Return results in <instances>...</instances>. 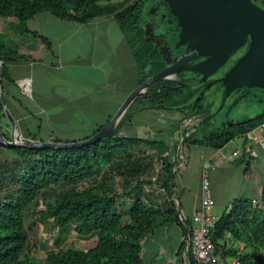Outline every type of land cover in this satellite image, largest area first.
I'll list each match as a JSON object with an SVG mask.
<instances>
[{
	"label": "trees",
	"instance_id": "obj_1",
	"mask_svg": "<svg viewBox=\"0 0 264 264\" xmlns=\"http://www.w3.org/2000/svg\"><path fill=\"white\" fill-rule=\"evenodd\" d=\"M161 5H165L164 0H122L110 4L96 0H0V16L12 18L13 28L36 36L49 47L46 37L28 29V19L49 12L64 20L85 23L97 16L113 14L135 58L139 84L165 66L159 49L145 36L142 26L145 14ZM4 43L0 40V61L28 58ZM0 73V89L6 98L9 94L6 84L16 83L3 63ZM170 83L165 79L152 83L130 103L113 130L95 142L72 147L10 148L14 156L0 161V264H140L144 239L165 222H174L181 230L183 241L178 253L184 254L186 248L185 264H197L188 241L192 222L185 217L186 225L179 216L181 204L175 192L174 159L194 145L221 148L233 138L245 136L264 123V108L245 120L215 125L213 117L207 115L210 105L201 103L194 112L189 111L184 102L193 91L172 90L167 86ZM242 86L250 89L249 94L256 91L263 100L264 85ZM136 101L160 109L175 108L189 118L200 115L201 122L195 126L193 121L191 125L195 128L182 132L184 135L188 131L183 144L177 140L172 150L154 160L142 148L166 145V136L155 134L159 138H151L121 133L132 121L137 110L132 104ZM112 115L109 113L82 139L100 130ZM5 118L0 99V131L9 139L8 132L3 130ZM39 128V124L32 131L28 128L23 135L40 140ZM133 148H140L139 154ZM245 165L248 167V163ZM151 186L161 189V200L156 203L150 201L152 192L146 189ZM52 188L58 190L51 192ZM46 192L53 196L40 201V217L50 220L59 236L54 242L57 249L47 254L46 262H41L27 252V213ZM70 226L79 237L95 235L96 244L87 249L61 247ZM211 239L217 260L227 263L235 258L237 264H264V183L257 198L238 196L222 210Z\"/></svg>",
	"mask_w": 264,
	"mask_h": 264
},
{
	"label": "crops",
	"instance_id": "obj_2",
	"mask_svg": "<svg viewBox=\"0 0 264 264\" xmlns=\"http://www.w3.org/2000/svg\"><path fill=\"white\" fill-rule=\"evenodd\" d=\"M96 1L110 4L122 0ZM27 27L30 31L46 37L50 46L48 47L45 42L36 36L23 33L14 28L16 35L11 36L9 40L7 37L4 40V44L17 49L20 54L28 55V58L1 61L5 65L11 79L16 83V85L6 84L9 92L6 95V101L22 134H25L24 132L28 128L31 131L34 130L39 124L40 128L37 137L40 140H44L42 136L45 131L43 123L44 125L46 123L49 124L52 118L66 119L65 113H62V111L55 115L44 114L42 116L40 108H48L49 103L51 105L71 103V107L68 108L71 113L67 115L72 119L80 118L85 120L91 116L97 117L98 120V116H101L104 120L109 113L113 114L116 111L126 95L138 85L135 58L113 14L97 16L85 23H76L71 20L58 18L49 12H41L28 19ZM75 36H78V38L74 39ZM86 69H88L86 73L81 72V70ZM47 71H53L57 74V78L50 84L51 93L53 95H61L63 99L59 97L50 98L51 100L43 98L42 105H38L31 82L34 79V74L46 75ZM94 71H97L96 74L100 77V80L95 83L90 82L94 78ZM68 73H71L70 76H73V78H70ZM26 78L29 79L32 89L29 95L24 94L20 88V83ZM85 80H88L89 87L96 89L94 91L98 95L105 96V91L97 90L98 87H111L106 91L111 94L106 98V106L101 108V106L93 105L92 107L89 104H96L97 102L87 100L82 103L86 105L82 106L83 112L80 113L78 107L81 102L76 99H68L67 95H70V90H67V88L77 87L78 83H82ZM53 87L60 89L54 91L52 90ZM10 94L15 96L13 97ZM101 98L104 104L106 100L104 97ZM21 100L25 104L21 103ZM113 101H116L115 106L112 105ZM132 105L137 109L133 113L130 123L133 127L139 124L147 130L153 127L156 122L162 121L163 125L161 123V127L156 125V130L159 135L166 136L165 146L167 151L172 150L175 142L182 139V132L188 125L193 121H195L194 125H198L201 120L200 116H195L194 114L188 120L187 118L182 119L180 116L182 112L178 109H160L143 101H136ZM100 108L105 112L99 111ZM234 109L232 110V115H234ZM235 110L238 111L239 108ZM217 122L219 125V119ZM4 123L3 130H9V121L7 122L5 119ZM99 123L101 122H95L94 125L90 126L91 129ZM126 127H123L122 130ZM254 133L259 137H264V128L256 129ZM49 137H51L50 139L56 138H52V134ZM237 137L241 138L239 145L233 144L228 147L226 144L221 148L215 149L203 145H194L195 147L192 148L191 153L189 147L183 156L179 157L178 155V157H175L174 161H177L174 176L176 183L175 192L180 196V212L184 217L188 215L191 220L193 212L198 207L200 169L204 161H209L215 165V168L210 171V192L215 203L213 207L214 214L219 216L222 212H220L219 207L226 208L238 196H248L252 199L259 196L264 183V147L250 142L245 136ZM247 146L254 150L256 154L250 155L247 151H244L243 148ZM3 148L8 149L0 145V153L4 152ZM233 149L240 150V155L233 157L231 155ZM13 156L14 153L6 159H10ZM246 163H248V167H246ZM146 189L152 192L150 201L161 200L159 196L161 189L155 186L146 187ZM220 197L222 206L219 205ZM175 200L178 201L177 199ZM216 204H218V208H216ZM68 238L63 243L71 240ZM77 239L84 242L81 244L82 247L88 246V248L97 242L95 235ZM182 241L181 230L174 222L159 224L155 228L154 233L143 241L142 261L140 264H185L184 255L186 254V248L184 249V254L178 253ZM62 244L61 247L63 248L68 247ZM54 248L57 249L56 247Z\"/></svg>",
	"mask_w": 264,
	"mask_h": 264
},
{
	"label": "water",
	"instance_id": "obj_3",
	"mask_svg": "<svg viewBox=\"0 0 264 264\" xmlns=\"http://www.w3.org/2000/svg\"><path fill=\"white\" fill-rule=\"evenodd\" d=\"M164 2L181 27L179 33L181 38L192 36L199 31L202 32L201 39L190 53L181 55L178 60L171 64H168L166 59L167 64L162 69L139 83L126 95L100 130L90 137L78 141H41L22 135L0 89L3 110L10 123L9 139L0 131V145L8 148L72 147L95 142L113 130L127 107L140 93L144 92L154 82L161 79L170 80V76L180 70L179 65L182 62H187L204 54L207 55L206 59L197 62L195 65L183 68L200 72L204 78L221 66L227 57L240 47L247 38H249L247 50L221 78L223 92L219 107L238 86L264 85V8L257 5L253 0H164ZM186 135L188 134L185 133L181 139L182 144ZM178 211L180 218L186 224L185 217L180 212V205H178ZM188 233H190L189 229Z\"/></svg>",
	"mask_w": 264,
	"mask_h": 264
},
{
	"label": "rangeland",
	"instance_id": "obj_4",
	"mask_svg": "<svg viewBox=\"0 0 264 264\" xmlns=\"http://www.w3.org/2000/svg\"><path fill=\"white\" fill-rule=\"evenodd\" d=\"M10 20H13V19L9 18V17L0 16V40L1 41H2V39L3 40L7 39V37L9 40L11 36L16 35L14 33L16 30L10 24ZM155 20L158 21L159 17H156ZM6 22H8V23H6ZM76 38H78V36L74 37V39H76ZM87 70L88 69L81 70V72L86 73ZM96 73H97V71H94V74H93L94 78H92V80H90V82L95 83V82L100 80L99 75ZM55 75H56V77H55ZM70 75H71V73L68 76H70ZM56 78H57V74L53 71H47L46 75L34 74V79L31 82V84H32V89L34 90V96L38 100L37 101L38 105L39 104L42 105V99L43 98H49V100L57 98V97L62 98L61 95H53L51 93L50 84L52 82H54V79H56ZM70 78H73V76H70ZM88 84H89L88 80H85V81H82V83H78L77 87L67 88V90H70L69 91L70 95H67L68 99H73V100L76 99L77 101L81 102L80 106L78 107L80 113L83 112L82 106L86 105V104H82L83 102H85L87 100L96 101L97 102L96 104H89V106L93 107V105H96V106H101V108H102L103 106H106L105 103L107 102L106 98L108 97V95H111V94L106 92V91H108L109 88H111L109 86L108 87L102 86V87L97 88V90H101L102 92H103V90L105 91V93H104L105 96H102V95H98L94 91L96 89L89 87ZM59 89L60 88H54L53 87L52 90L57 91ZM101 97H104L106 100L104 102V104H103ZM20 102L24 103V101H22V100ZM243 102L247 103L246 108H242ZM70 105H71V103H68V104L63 103V104H56V105H51L49 103L48 108H45V109L40 108V112H41L42 116L44 114H51V115L54 114L55 115L56 113H60V111H62V113H65V116H66V119L52 118L50 120L49 124L46 123L44 125V123H43V129L45 131H44L42 136H43L44 140L50 139L51 137H49V136H51V134L53 135L52 138L56 137L62 141H72V140H78V139L80 140L85 135H87L89 133V131L91 130L90 126L94 125L95 122H103V119L101 116H98V118H99L98 120H97V117H91V116H90V118H87L85 120H82L80 118L72 119L70 116L67 115V114L71 113L68 110V108L71 107ZM112 105L115 106L116 101H113ZM27 106H28V104H27ZM238 107H239L238 111L233 108L234 109V115H232V118H234V120H239V121L245 120V119H247L253 115H256L262 111V109L264 108V98L262 100L261 97L258 96L257 94H249L248 97L245 98V101H242L238 105ZM101 108L99 109V111L105 112ZM75 111H77V110H75ZM92 111L94 112V110H92ZM183 113L185 114V112H183ZM184 114L181 113L180 116L182 117V119L187 118V120H188L189 117H185ZM218 115L219 114H217V116H214V119L212 120V122L214 124L218 123L217 122L218 118H219ZM5 119L8 122V119L7 118H5ZM160 123L163 125L162 121H159V122H156V124H154L153 127H150L147 130H145V127L143 128L139 124L134 125L135 127L128 124L127 127L124 128L121 133L127 134V135H140V136L145 135V136H148L151 138H157V137L159 138V136H155V134L158 135L157 130H156V128H157L156 125L158 127H161ZM167 123H169V122L167 121ZM190 125H188V127ZM4 126H5V123H4L3 127ZM8 128L10 130V127H8ZM260 129L261 128H258L257 130H260ZM9 130L7 129L8 135H9ZM240 140H241L240 137H235L227 143V146L231 147L233 144L239 145ZM193 147H195V146L190 147V153L192 152ZM3 149H4V152L0 153V161L5 160L7 157H9L13 153L10 148H8V149L3 148ZM139 149L140 148H133L134 153L139 154V151H140ZM142 149L151 153V155L154 156L153 157L154 160H157V158L159 156L164 155L168 152L165 145H162L161 147L160 146L159 147L153 146V147H148V148L143 147ZM156 163H157V161H156ZM55 190L57 191L58 189L52 188L51 192H53ZM56 193H58V192H54V194H56ZM52 196L53 195H51L49 192L42 194L39 197V199L36 200V202L30 206V208H29L30 210H28V213H27L28 214L27 215V217H28L27 218V225H28V231H29V242H28V246H27V252H28V254L35 256L36 258L40 259L41 262H46L47 254L51 250H56L54 248V247H56L54 242H55V239L59 236L58 230L53 226L52 222L46 218L44 219L43 217H40V212H39L40 201L52 199ZM219 205L222 206L221 197L219 199ZM216 208H218V204H216ZM219 208H220V212L224 209V207H219ZM186 217L190 219V217H188V215H186ZM191 222H192V226H193L194 225L193 218L191 219ZM66 231H67V233L65 234L66 237L67 238L69 237L68 239H71V240L65 241V243L62 244L63 246H68V247L73 246L74 248H77V249L88 248V246L87 247L81 246V244L84 242H81L79 239H77V238H79V236L72 229V226H70V228H68Z\"/></svg>",
	"mask_w": 264,
	"mask_h": 264
},
{
	"label": "flooded vegetation",
	"instance_id": "obj_5",
	"mask_svg": "<svg viewBox=\"0 0 264 264\" xmlns=\"http://www.w3.org/2000/svg\"><path fill=\"white\" fill-rule=\"evenodd\" d=\"M257 5L264 8V0H253ZM165 3V2H164ZM151 11L146 13L143 20V26L145 29V36L150 38L152 42L157 46L161 56L165 61V65L171 64L178 60L181 55H186L193 50L198 41L202 37V32H196L192 36L181 38L179 35L181 27L178 21L170 13L168 6L161 5L160 7H153ZM170 15V17H168ZM159 17L160 24L155 20ZM172 19H168V18ZM249 46V38L232 52L225 62L219 66L214 72L210 73L203 78V74L193 70H185V67H191L197 62L206 59L207 55H202L189 61L182 62L179 65V71L170 76L167 86L172 90H183L182 93L189 90L193 91L191 98L184 102L188 105L189 111H195L196 106L199 107L202 103L203 106L210 105L211 111L207 114L210 117L217 116L219 114V124L225 126L230 121H234L232 118L233 108H239L238 105L245 101V98L249 95V88L246 86L236 87L226 98L225 102L219 107L221 96L223 92V86L221 82L222 76L225 72L236 62V60L247 50ZM252 94H257L253 91ZM247 103L243 102L242 108H246ZM199 115V114H198ZM200 116V115H199ZM201 119V117H200ZM201 122V120H200ZM192 126V125H190ZM196 126V125H195ZM189 131H192L195 127H187ZM188 132V131H187Z\"/></svg>",
	"mask_w": 264,
	"mask_h": 264
},
{
	"label": "built area",
	"instance_id": "obj_6",
	"mask_svg": "<svg viewBox=\"0 0 264 264\" xmlns=\"http://www.w3.org/2000/svg\"><path fill=\"white\" fill-rule=\"evenodd\" d=\"M22 92L26 95L31 93V84L29 79H24L20 83ZM258 128L263 129L264 123L257 128L248 132L245 137L250 142H253L261 147H264V137L257 136L254 131ZM188 134V132H186ZM250 154L255 155V151L248 146L243 148ZM242 150V149H241ZM240 150L233 149L231 155L233 157L239 156ZM215 168V165L209 161H204L200 169L199 182V204L193 212L192 218L194 225L190 230L189 242L192 245L194 258L197 264H237L238 260L231 258L229 262L217 260L214 256V244L211 236L218 220V215L213 213L214 199L210 192V171Z\"/></svg>",
	"mask_w": 264,
	"mask_h": 264
}]
</instances>
